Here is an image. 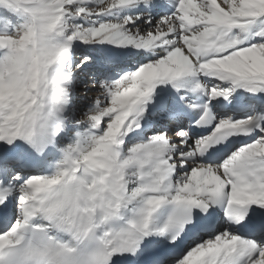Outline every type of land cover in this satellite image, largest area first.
I'll return each instance as SVG.
<instances>
[{
	"label": "snow or ice",
	"instance_id": "1",
	"mask_svg": "<svg viewBox=\"0 0 264 264\" xmlns=\"http://www.w3.org/2000/svg\"><path fill=\"white\" fill-rule=\"evenodd\" d=\"M0 264H264V0H0Z\"/></svg>",
	"mask_w": 264,
	"mask_h": 264
}]
</instances>
